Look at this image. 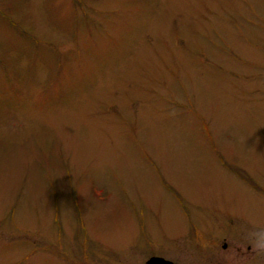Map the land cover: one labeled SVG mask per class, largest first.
Segmentation results:
<instances>
[{"label": "rangeland", "instance_id": "374dc122", "mask_svg": "<svg viewBox=\"0 0 264 264\" xmlns=\"http://www.w3.org/2000/svg\"><path fill=\"white\" fill-rule=\"evenodd\" d=\"M255 184L264 0H0V264H138Z\"/></svg>", "mask_w": 264, "mask_h": 264}, {"label": "flooded vegetation", "instance_id": "af4514ba", "mask_svg": "<svg viewBox=\"0 0 264 264\" xmlns=\"http://www.w3.org/2000/svg\"><path fill=\"white\" fill-rule=\"evenodd\" d=\"M257 187L258 192L264 191L259 184ZM255 217L247 216L243 219V226L235 229H221L217 225L219 219L213 215L183 219L178 229L167 231L176 237L171 239L163 233L156 241L162 247L160 249H155V240L148 243L149 247L138 264H147L149 258H160L163 264H264V255L253 253L246 235L264 229V213L258 212Z\"/></svg>", "mask_w": 264, "mask_h": 264}, {"label": "clouds", "instance_id": "9594fccd", "mask_svg": "<svg viewBox=\"0 0 264 264\" xmlns=\"http://www.w3.org/2000/svg\"><path fill=\"white\" fill-rule=\"evenodd\" d=\"M246 235L251 243L253 253L264 255V229L254 230Z\"/></svg>", "mask_w": 264, "mask_h": 264}, {"label": "water", "instance_id": "95a60500", "mask_svg": "<svg viewBox=\"0 0 264 264\" xmlns=\"http://www.w3.org/2000/svg\"><path fill=\"white\" fill-rule=\"evenodd\" d=\"M156 261H157V259H151V260L148 261L147 264H157Z\"/></svg>", "mask_w": 264, "mask_h": 264}]
</instances>
